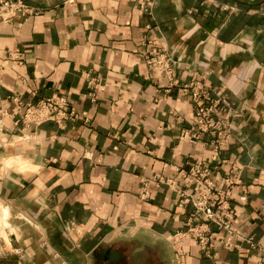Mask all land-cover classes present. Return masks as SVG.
Instances as JSON below:
<instances>
[{
  "label": "crops",
  "instance_id": "0c3cea01",
  "mask_svg": "<svg viewBox=\"0 0 264 264\" xmlns=\"http://www.w3.org/2000/svg\"><path fill=\"white\" fill-rule=\"evenodd\" d=\"M23 1L37 15L0 24V264H92L105 244L264 264V0ZM159 55L172 78L149 64ZM197 80L231 120L221 147L198 128ZM62 96L77 120L19 122L17 102ZM196 163L214 184L238 178L234 238L210 257L178 239Z\"/></svg>",
  "mask_w": 264,
  "mask_h": 264
},
{
  "label": "built area",
  "instance_id": "2783aa9c",
  "mask_svg": "<svg viewBox=\"0 0 264 264\" xmlns=\"http://www.w3.org/2000/svg\"><path fill=\"white\" fill-rule=\"evenodd\" d=\"M29 15H37L23 0H0V24H6L16 18ZM149 64L158 65L162 68L167 77H173L172 65L166 58L158 57L149 59ZM194 109L197 117V124L200 130L210 129V133L216 137L217 145L222 146L230 132L231 120L229 118L220 119V100H213L210 94L206 93L202 86H195L192 94ZM25 110L23 122L25 125H41L53 122L59 127L64 126V122L74 121L76 115L70 110L68 103L64 100L46 99L39 101L36 105L32 103L18 104ZM190 184L194 185L192 195L193 214L189 220L186 234H179L178 239L183 237L191 238L198 244L200 250L211 256V251L215 244L228 249L233 236L231 224L232 207L230 204V193L232 185L230 176L224 178L219 186L211 181L212 171L200 163H196L189 170ZM209 225L216 227L219 238L210 232ZM175 240L176 246L179 245ZM177 256L181 254L176 251Z\"/></svg>",
  "mask_w": 264,
  "mask_h": 264
},
{
  "label": "rangeland",
  "instance_id": "374dc122",
  "mask_svg": "<svg viewBox=\"0 0 264 264\" xmlns=\"http://www.w3.org/2000/svg\"><path fill=\"white\" fill-rule=\"evenodd\" d=\"M13 21V20H12ZM11 21V22H12ZM10 23V22H9ZM158 57H162V58H164L165 59V57L164 56H162V55H159ZM195 86H202L203 87V89L205 90V92L208 94H210V96H211V98L213 99V100H217L218 99V97H216V98H213L212 97V95H211V92L209 91V90H207V88H206V86L204 85V83L201 81V80H197L196 82H194V84L192 85V86H190V88H191V90H192V92L190 93V94H188L190 97H191V101H192V104H193V110H194V113H195V116H196V112H195V109H194V102H193V99H192V94H193V92H194V87ZM186 88H183V92L185 93L186 92ZM57 98V100H64L66 103H68V106H69V108H70V110L76 115V117H77V114L74 112V110L73 109H71V107H70V104H69V101L67 100V98L66 97H56ZM56 98H41V99H39V100H37V101H35V102H17V106H18V104L20 103V104H22V105H24V104H27V103H32L33 105H36L39 101H42V100H46V99H56ZM18 108H22V109H24L22 106H20V107H18ZM24 112H25V110L23 111V114H22V116H21V118H20V120H19V122L23 125V126H30V125H25L24 124V122H23V116H24ZM197 118V117H196ZM77 119H78V117H77ZM77 119H75V120H77ZM74 120V121H75ZM198 120V119H197ZM68 122H72V121H68ZM68 122H64V126H66V124L68 123ZM49 123H52V124H55V123H53V122H49ZM45 124V123H44ZM31 125H33V124H31ZM41 125H43V124H41ZM41 125H38V126H41ZM57 125V124H56ZM198 125V124H197ZM34 126H36V125H34ZM58 126V125H57ZM63 126V127H64ZM59 127V126H58ZM61 128V127H60ZM231 128V127H230ZM230 133V132H229ZM229 135V134H228ZM227 135V136H228ZM227 138V137H226ZM226 138H225V140H226ZM225 140L222 142V144H224L225 143ZM216 146H218V145H216ZM218 147H221V146H218ZM201 164V163H200ZM231 177V181L232 182H234L233 184H236V181H238V178H236V176H230ZM188 179V178H187ZM211 179V178H210ZM223 180H224V178H223ZM222 180V181H223ZM212 181V180H211ZM213 182V181H212ZM214 183V182H213ZM216 186H219L220 184H215ZM182 202H183V204H187V202H190L191 203V205H192V199L194 198V196L192 195V194H185V193H183L182 195ZM192 209H193V205H192ZM192 214H193V211H192V213H191V215L189 216V218L187 219V221H186V230H185V232H181V234H186V232H187V230H188V226H189V220L191 219V216H192ZM0 224L2 225V224H4L3 222H0ZM232 224V223H231ZM209 227V230H210V232L211 233H213L212 232V230H211V228L212 227H214L215 229H216V227L215 226H213V225H209L208 226ZM233 227V226H232ZM217 230V229H216ZM233 232H234V229H233ZM183 238H187V237H183ZM233 238H234V236H233ZM188 239H191V238H188ZM193 240V239H192ZM233 240V239H232ZM194 242H195V240H193ZM232 243V242H231ZM195 244H196V246L199 248V246H198V244L195 242ZM217 245H218V242L216 243ZM215 244V245H216ZM115 245L113 244H105L104 246H102L97 252H96V254L95 255H93V262H92V264H111V262H112V264H162V255H161V252L159 251V249L158 248H153V249H150L149 251H146L143 255L142 254H140V255H137V256H134L133 255V253H132V250L130 249V251H131V254H123V255H116V248L114 247ZM223 248V247H222ZM118 250L119 251H125V252H127V251H129V249H127V250H125V248L123 249V248H118ZM199 250H200V248H199ZM129 251V252H130ZM201 251V250H200ZM201 253L203 254V255H205L202 251H201ZM182 253L180 254V255H178V260H179V258H181L182 257ZM176 256H177V254H176ZM122 258V259H121Z\"/></svg>",
  "mask_w": 264,
  "mask_h": 264
},
{
  "label": "bare ground",
  "instance_id": "6f19581e",
  "mask_svg": "<svg viewBox=\"0 0 264 264\" xmlns=\"http://www.w3.org/2000/svg\"><path fill=\"white\" fill-rule=\"evenodd\" d=\"M5 218H6V213H5V211H0V222H3V223H4L3 220H5Z\"/></svg>",
  "mask_w": 264,
  "mask_h": 264
}]
</instances>
